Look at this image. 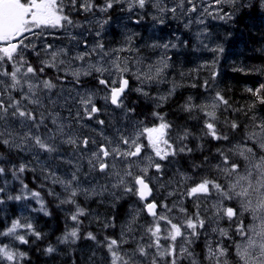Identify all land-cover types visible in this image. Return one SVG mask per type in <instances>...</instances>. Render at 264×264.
<instances>
[{
    "label": "rangeland",
    "instance_id": "obj_1",
    "mask_svg": "<svg viewBox=\"0 0 264 264\" xmlns=\"http://www.w3.org/2000/svg\"><path fill=\"white\" fill-rule=\"evenodd\" d=\"M21 2L28 16L18 39L25 34V40L19 48L18 39L8 51L0 48V152L3 145L18 152L14 159L4 151L7 159L19 161V177L25 170L37 173L46 188L22 184L17 202L24 218L12 221L10 237L21 240L20 220H28L29 209L46 212L49 190L55 192L58 209L60 205L58 214L67 215L72 226L63 229L55 246L78 240L76 218L84 213L92 224L116 228L114 236L105 234L104 244L93 234L88 239L81 253L95 264H264V114L249 116L242 139L191 166L187 160L181 164L193 137L188 129L169 135V123H139L134 104L126 99L133 95L149 108L173 102L186 77L170 73L186 40L193 47L188 59L198 67L196 79L206 84L212 76L215 83L227 26L214 21L237 0ZM258 4L264 9V0ZM23 50L32 63L22 62ZM49 65L60 66L62 74L77 80V88L63 87L67 78L55 77ZM80 79H87L88 88L80 86ZM122 83L126 91L113 104L111 91ZM213 98V92L208 94L195 110L206 119L200 131L218 141L214 115L205 111ZM194 101L188 99L176 114L182 108L190 113ZM138 176L154 188L153 202L159 207L155 219L140 211L134 185ZM0 177L9 189L13 175L0 170ZM74 195L88 202L102 200V208L124 200L131 205L127 216L117 219L98 206L80 208ZM235 240L233 263L227 255ZM15 250V245H0V261L11 263Z\"/></svg>",
    "mask_w": 264,
    "mask_h": 264
},
{
    "label": "trees",
    "instance_id": "obj_2",
    "mask_svg": "<svg viewBox=\"0 0 264 264\" xmlns=\"http://www.w3.org/2000/svg\"><path fill=\"white\" fill-rule=\"evenodd\" d=\"M132 6L136 7V4L133 3ZM235 8L233 22L223 32L226 38H224L223 49L218 54L217 66L215 65V72L219 69L215 83H213L214 79L212 76H208L206 84H200V80L196 79L198 67L192 66L188 59L193 47L186 40L188 43L184 52H180L181 57L177 58L174 69L170 73V77L175 76V74V77L179 74L186 77V80H182L181 83L178 82L177 97L173 102L167 103L166 106L161 105L162 108H160L158 103L149 108V105H143L146 102L145 100H142V102L133 95L126 98L129 103L134 104L136 109L134 117L140 123H169V135H175L179 129H188L189 134L193 137L190 138L186 147L188 153L181 155V161L186 162L187 160V164L191 166L206 163L212 151L215 154L216 150L222 148L221 146L229 141L242 139L244 130L247 128V126L244 127V124L249 121V116L264 114V9L260 8L257 0L252 3L249 0L247 2L238 0ZM139 11L146 13L144 9L141 10L139 8ZM126 12L130 13L128 9H126ZM77 13H79L78 10ZM167 34H170L169 30H167ZM56 74L58 77L66 78L60 73ZM201 88L205 91L203 92ZM212 92L214 101H219V104L214 101L211 102L212 105H209L206 101L204 103L208 104V108L205 111L214 115L218 141L213 140L211 137L206 136L203 131H200L199 124L203 125V121L206 122V119L201 117L200 112L195 110L199 107L200 103L198 102H202V99L208 94H212ZM191 98L195 100L194 105L196 107L192 108L190 113H183L182 108V113H179L180 115L176 114V112H180L181 105ZM150 115L152 116L149 121ZM231 118L235 122L232 121L230 126ZM187 141L185 140V145ZM2 148L14 159L19 155L5 145ZM4 151L0 152V160H2L0 161V170L13 175L10 178L13 182L11 184L10 181V187L7 189L2 177H0V245L12 247L13 245L17 246L18 241L10 237L8 227L18 217V190L22 187V184L30 189H39L42 178L39 174L27 170L23 171L22 177H19L21 174L19 162L7 159ZM48 201L50 203L48 211L51 218L47 219L45 215H42L36 220L35 225L34 223L30 224L28 231L20 232L19 230L18 237H24L25 241L17 246L19 252L17 262L14 260L11 263L2 261L0 264H95L94 260L87 259L86 256L83 257L84 252H81L85 251V249L84 246L80 247L79 243H87L89 238L93 239V234L97 243L104 244L107 235L113 234L114 236L115 227L112 228L113 230H108L107 227H102V224L87 225L85 217H79L74 230L78 240L69 242V244L57 245L55 249L52 245L58 242L61 234L59 226L64 227L65 221L64 216L58 214L60 210L51 197H49ZM127 202L128 200H124L115 204V206L109 205L99 208L103 209L105 213L114 212L118 219L123 214H127V209L130 205ZM2 205L4 207L1 212ZM90 207H96V202H91ZM92 247L99 252L97 248ZM49 248H53V252H48ZM101 252L105 254L104 247L101 248ZM228 252V256L235 263L236 259L232 247L228 249ZM123 258L126 260V257ZM106 262L111 264L108 260Z\"/></svg>",
    "mask_w": 264,
    "mask_h": 264
},
{
    "label": "water",
    "instance_id": "obj_3",
    "mask_svg": "<svg viewBox=\"0 0 264 264\" xmlns=\"http://www.w3.org/2000/svg\"><path fill=\"white\" fill-rule=\"evenodd\" d=\"M27 9L20 3L19 0H2L0 1V44L5 38L14 37L19 34L27 18ZM126 83L122 84L120 89L112 91L114 98L113 104L117 99H120L126 90ZM117 96V97H116ZM104 153V148H101ZM136 154L139 152L136 150ZM139 192V198L146 201L150 198L152 191L148 183L142 178L135 181ZM146 214L154 216L156 212V205L154 203L148 205L145 209Z\"/></svg>",
    "mask_w": 264,
    "mask_h": 264
},
{
    "label": "flooded vegetation",
    "instance_id": "obj_4",
    "mask_svg": "<svg viewBox=\"0 0 264 264\" xmlns=\"http://www.w3.org/2000/svg\"><path fill=\"white\" fill-rule=\"evenodd\" d=\"M224 9H230V8H228V6L226 5V7L224 8ZM234 11H235V8L233 9ZM23 30L24 29H22L21 30V32L18 34V35H16V36H14V37H8V38H5L3 41H2V44L0 45V48H4V49H7V51L9 50L8 48L9 47H12V43H13V41H16L18 38H19V36H20V34H23ZM28 35V34H27ZM25 40V34L23 35V37H22V39L21 40H17L16 42H15V46L17 45L18 46V48L19 47H21L22 46V43H23V41ZM15 46H13V47H15ZM16 49V48H15ZM29 53H28V51L27 50H23L22 51V54L21 55H19L21 58H22V62H27V63H32V60L30 59V58H28V57H25V56H27ZM52 69H55V70H57L58 72H61V68L59 69V67L60 66H58V68L57 67H55V68H53L51 65H49ZM66 76V78H67V81L65 82V83H63L62 85H63V87H70V88H73V87H75V88H77L76 86H77V82H75V81H77V80H75L74 78H71V77H69V76H67V75H65ZM87 79H80V80H78L79 81V83H80V86H82L83 88H88V82L86 81ZM84 81H86V82H84ZM43 82H46V81H43ZM202 121H203V119H202ZM201 121V122H202ZM202 124H199V129H202ZM185 159V158H184ZM181 164H184V161H182L181 162ZM137 198V197H136ZM137 200L139 201V208H140V211H144V209H145V206L148 204V203H145V202H143V201H140L138 198H137ZM158 205V204H157ZM86 207H87V211H88V200L86 201ZM144 213V212H143Z\"/></svg>",
    "mask_w": 264,
    "mask_h": 264
},
{
    "label": "bare ground",
    "instance_id": "obj_5",
    "mask_svg": "<svg viewBox=\"0 0 264 264\" xmlns=\"http://www.w3.org/2000/svg\"><path fill=\"white\" fill-rule=\"evenodd\" d=\"M70 215V214H69Z\"/></svg>",
    "mask_w": 264,
    "mask_h": 264
}]
</instances>
